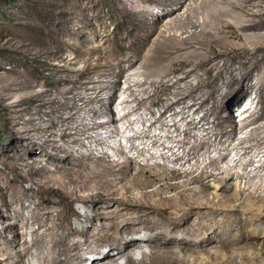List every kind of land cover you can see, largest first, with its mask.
<instances>
[{
	"label": "rangeland",
	"instance_id": "374dc122",
	"mask_svg": "<svg viewBox=\"0 0 264 264\" xmlns=\"http://www.w3.org/2000/svg\"><path fill=\"white\" fill-rule=\"evenodd\" d=\"M213 1L0 0V243L3 237L11 240L18 235L19 242L32 244L31 232L38 226L34 214L41 220L59 219L72 226H77L81 214L82 226L90 224L94 208L101 203L93 197L83 202L78 197L88 192L80 193L67 180H60L63 172L52 176L41 168L63 167L68 156L73 171L78 170L79 160L69 154L72 149L87 152L82 144L94 147L97 153L104 147L113 158L124 160L93 135H107L105 129L97 128L108 119L104 107L113 105L117 117L128 112L121 102L130 93L126 79L131 75L147 84L134 87L138 95L142 93L138 99H145L126 118V125L132 120L134 130L146 126L153 133L160 132V144L141 155L131 149L130 139L124 135L112 143L122 141L126 154L141 163L157 152L148 163L190 168L195 174L206 167L216 174L219 179L212 177L204 191L212 198L216 185L222 188L215 200L226 205L224 224L247 216L249 207L257 212L263 209L264 199L257 195L264 196V9L251 17L240 9L248 0ZM248 21L256 27L244 30ZM214 26L218 29L213 30ZM135 47H139V59L133 67L123 63L124 78L111 103V72L96 66V58L116 62L118 58L107 56V50L123 58ZM146 55H152L149 64L144 63ZM17 81L28 87H16ZM101 87H105L103 91ZM141 87L146 88L144 93ZM132 133L130 126L125 134ZM150 140L133 142L143 146L141 142ZM183 151L190 159L185 167L173 155ZM55 154L58 158L51 161ZM84 161L95 163L94 158ZM234 170L241 175L231 177ZM236 181L242 189L250 181L241 196L232 186ZM10 223L18 226L9 228ZM100 224L101 218L96 227ZM251 229L262 230L264 223L241 229L245 238L234 228L230 236L237 239L189 256L201 264L216 260L264 264V237L250 236ZM34 248L25 257L27 264L33 259L42 264Z\"/></svg>",
	"mask_w": 264,
	"mask_h": 264
},
{
	"label": "bare ground",
	"instance_id": "6f19581e",
	"mask_svg": "<svg viewBox=\"0 0 264 264\" xmlns=\"http://www.w3.org/2000/svg\"><path fill=\"white\" fill-rule=\"evenodd\" d=\"M222 1L214 0L213 2L220 4ZM240 9L245 14L255 17L262 14L261 10L264 9L263 0H248V4ZM216 24L219 25V23ZM255 27V23L248 21L242 28L251 30ZM212 29L217 30L218 28L214 26ZM138 49L139 47L131 50L132 52L124 55L123 58L116 56L117 52L115 54L112 50H107V56L118 58L116 62L109 60L104 62L102 56L96 58V66L108 67L111 72L112 79L108 82V88L111 86L113 90L112 95L109 97L111 103H114L116 93L120 90V83L125 72L123 63L129 62L133 67L139 59L140 50ZM152 59V55H146L144 63L148 62L149 64ZM116 67L120 68L119 71L115 70ZM126 82L128 83L126 91L130 93L122 100L121 104H126L128 112L121 117H117L113 105L109 108L104 107V113L108 119L99 122L97 128L102 127L105 129L107 135L103 136L101 133L93 135L95 141L114 148L117 153L123 155L124 160L113 158L104 147L97 153L94 147L82 144L81 146L87 148V152L76 153L72 149L69 154V156L71 155L74 159L79 160L78 170L73 171L72 164L69 165L68 156L65 158L67 161L63 167L54 170L47 169L45 166L41 168L44 173L52 176L56 175L57 172H63L64 175L58 177L60 180H67L74 185V189H79L80 193L88 192V194L78 197L83 202L86 203L89 201V197H93L101 203L97 208H94L95 210L92 209L96 213L90 217V224L82 226L81 214L78 216L77 226H72L68 221L64 223L59 219L54 222L41 220L40 216L34 214L32 218L33 221H37L38 226L31 232L33 235L32 244H28L26 241L19 242L18 235H15L11 240L3 237V241L0 243V264H27L25 257L33 247L37 248V257L42 264H89L90 259L92 264H201L197 259H191L189 254H192V252L197 253V250L204 252L210 250L213 244L221 243L222 245L232 242L236 238V236H233L234 238L230 236L234 228H238L241 232V238H245V234L241 229L254 225L256 222L264 223L263 204V209L258 212L249 207L247 216L236 217L233 223L224 224L225 216H223V213L226 210V205L221 199L215 200V197L220 196L217 190L222 188L217 184L216 191L213 192L216 194L212 198H208L204 191L205 186L210 183L212 177L215 180H218L219 177L210 170H206V167L195 174L190 168L184 170L171 168L166 164H160L158 161L154 164L148 163L149 158H154L157 152H153L145 158L144 163H141L137 161L135 156L126 154V145L122 141L112 143L114 139L124 135L125 138L130 139L131 149H137L141 155L149 147H157L160 144L157 140L160 132L153 133L154 131L152 132L145 125L144 129L141 128L142 130H134L132 120L126 125V118L145 99V97L138 99V96L142 93L138 95L134 87L144 86L147 81L141 82L133 79L131 75L127 77ZM16 87L20 89L27 88L28 83L17 81ZM105 87L99 88L100 91H103ZM145 91L146 88L143 89V93ZM104 92L107 93V91ZM134 102L137 104H133ZM145 119L143 116L140 119L143 124L146 123H144ZM130 126L134 133L126 136L125 133ZM64 136H66V133H64ZM153 137H156V139H152ZM138 138L151 140L150 143L141 142L143 146H139L133 142ZM57 146L61 147L58 144ZM173 147L171 146V149ZM184 152L173 153L175 161L179 162L182 167L190 162L189 154L187 155ZM164 154L161 153V155ZM54 158H58L57 154L51 158V161ZM90 158H94L95 161L92 165L84 161ZM67 164L68 166H66ZM68 173L74 175L70 176ZM239 175L241 174L237 170L231 172V177H239ZM246 176L244 172L243 178ZM194 183L199 185L191 186ZM232 186L237 191V195L241 196L245 193L246 187L250 186V181L246 183L244 189L237 181ZM257 197L261 200L264 199L263 195H257ZM233 200L236 202L237 198ZM103 203H105V206H103ZM234 206L239 208V204L234 203ZM100 208L102 209L100 210ZM220 215L222 216L219 218ZM84 216L89 218L88 215L84 214ZM100 218V227H96V220ZM17 226L15 223H10L8 227L13 229ZM249 235L254 237L262 235L264 237V229H251ZM239 258L247 260L250 259V256H240ZM122 259H124L123 263L120 262ZM214 262V264H222V261L216 260ZM203 264L207 263L203 262Z\"/></svg>",
	"mask_w": 264,
	"mask_h": 264
},
{
	"label": "clouds",
	"instance_id": "9594fccd",
	"mask_svg": "<svg viewBox=\"0 0 264 264\" xmlns=\"http://www.w3.org/2000/svg\"><path fill=\"white\" fill-rule=\"evenodd\" d=\"M32 264H38L37 261H36V259H33L32 260Z\"/></svg>",
	"mask_w": 264,
	"mask_h": 264
}]
</instances>
